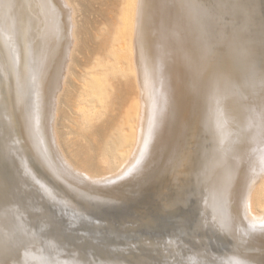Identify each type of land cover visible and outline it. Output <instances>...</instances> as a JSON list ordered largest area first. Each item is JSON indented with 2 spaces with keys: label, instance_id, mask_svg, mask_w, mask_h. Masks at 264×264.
Segmentation results:
<instances>
[{
  "label": "bare ground",
  "instance_id": "1",
  "mask_svg": "<svg viewBox=\"0 0 264 264\" xmlns=\"http://www.w3.org/2000/svg\"><path fill=\"white\" fill-rule=\"evenodd\" d=\"M71 4L0 0V264H264V0H130L98 79ZM108 70L134 103L92 160L58 120Z\"/></svg>",
  "mask_w": 264,
  "mask_h": 264
},
{
  "label": "rangeland",
  "instance_id": "2",
  "mask_svg": "<svg viewBox=\"0 0 264 264\" xmlns=\"http://www.w3.org/2000/svg\"><path fill=\"white\" fill-rule=\"evenodd\" d=\"M70 1L72 2L71 5L75 13L74 16L76 15L74 17L77 23L76 37L78 36L79 39H77L78 43H76V45L78 44L79 46L77 45V47H75V50L78 48V52L74 51L76 52L74 56L78 67L75 68L73 66L74 70H72L75 73L73 72L72 74L81 78L83 73H92L94 78L98 79L99 74L92 71L93 63L96 61L99 66L107 65L105 63L104 49L111 50L112 43L115 44V40L119 36L118 32L120 31L119 24L122 21L123 13H125L124 11L128 10L130 6V0H69V2ZM156 34L160 36L161 32L157 31L155 35ZM108 42L109 45H107ZM77 65L75 64V66ZM68 76H70V74ZM71 76L70 78L68 77V81L71 88L77 90L78 85ZM133 78L132 71L126 72L125 77H121V75H111L108 70L106 81L111 87V89H108L114 94L112 96L113 104H108L105 107L104 114L99 117L97 121L92 123L90 129L82 130L78 125H71L64 121L67 116L72 120H76V115H71V111L68 110V107L66 106V108L62 105L64 107L61 108L62 112L60 115L61 118L58 120V128L60 132L65 133L71 130L73 132L71 136L72 142L66 141L65 138H63L67 151H70L72 154H79L84 158L95 160L99 152V142L102 137H106L110 133H115V130L119 127L120 119L126 117L128 112L132 109L134 100L133 88L130 85L134 80ZM116 93L118 95H116ZM90 165L91 170L99 172L97 164L92 161Z\"/></svg>",
  "mask_w": 264,
  "mask_h": 264
}]
</instances>
